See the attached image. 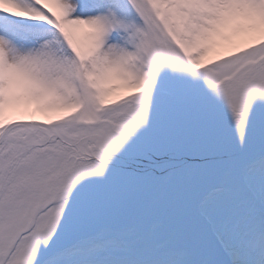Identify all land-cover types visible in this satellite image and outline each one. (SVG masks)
<instances>
[{
	"label": "snow or ice",
	"instance_id": "1",
	"mask_svg": "<svg viewBox=\"0 0 264 264\" xmlns=\"http://www.w3.org/2000/svg\"><path fill=\"white\" fill-rule=\"evenodd\" d=\"M0 264H264V0H0Z\"/></svg>",
	"mask_w": 264,
	"mask_h": 264
}]
</instances>
